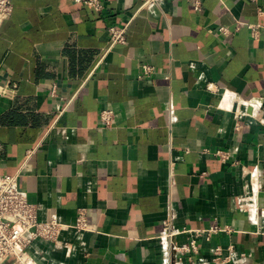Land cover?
I'll return each mask as SVG.
<instances>
[{
  "label": "crops",
  "instance_id": "0c3cea01",
  "mask_svg": "<svg viewBox=\"0 0 264 264\" xmlns=\"http://www.w3.org/2000/svg\"><path fill=\"white\" fill-rule=\"evenodd\" d=\"M11 1L0 175L17 174L40 221L72 225L83 210L89 225L35 240V262L169 264L168 220L227 229L182 264L208 263L217 246L227 264H264V0ZM111 25H126L123 44L111 46Z\"/></svg>",
  "mask_w": 264,
  "mask_h": 264
},
{
  "label": "built area",
  "instance_id": "2783aa9c",
  "mask_svg": "<svg viewBox=\"0 0 264 264\" xmlns=\"http://www.w3.org/2000/svg\"><path fill=\"white\" fill-rule=\"evenodd\" d=\"M82 3L95 11L102 9L100 0H71ZM159 0H145V6H151ZM194 7L199 8L200 0H192ZM12 12L11 0H0V26ZM111 46L123 44L126 37V25L108 27ZM153 67L142 64L141 77L148 76ZM16 85L9 82H0V96L12 98L15 95ZM82 91L77 92L81 94ZM103 125L113 124L112 111L103 110L100 115ZM215 155L221 160L228 158L229 153L224 150H216ZM259 204V202H258ZM260 205V204H259ZM163 231L160 235L162 247L169 252V264H182L185 259H190L191 254L198 252V240H209L211 236L226 228L210 227L207 229H180L173 227L168 220L163 222ZM78 231L87 230L89 225L85 219V212L79 210L74 224H66L59 221L53 212H48L45 220L38 219V206L31 203L26 194L18 188L17 174L0 175V264H37L29 255V246L37 239L56 241L60 232L68 228ZM189 234L188 241L178 244L175 238L182 234ZM241 256H244L242 254ZM231 260L230 255H225L220 246L213 248L212 258L208 263L196 264H227Z\"/></svg>",
  "mask_w": 264,
  "mask_h": 264
},
{
  "label": "water",
  "instance_id": "95a60500",
  "mask_svg": "<svg viewBox=\"0 0 264 264\" xmlns=\"http://www.w3.org/2000/svg\"><path fill=\"white\" fill-rule=\"evenodd\" d=\"M262 194L260 193L259 196H261Z\"/></svg>",
  "mask_w": 264,
  "mask_h": 264
}]
</instances>
